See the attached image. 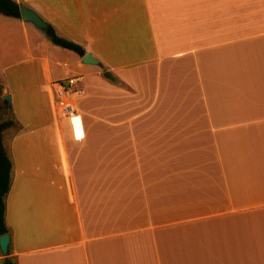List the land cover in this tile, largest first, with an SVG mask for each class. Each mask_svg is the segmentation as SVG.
Returning <instances> with one entry per match:
<instances>
[{"label": "crops", "instance_id": "1", "mask_svg": "<svg viewBox=\"0 0 264 264\" xmlns=\"http://www.w3.org/2000/svg\"><path fill=\"white\" fill-rule=\"evenodd\" d=\"M13 1L100 64L33 24L0 76L10 262L264 264V0Z\"/></svg>", "mask_w": 264, "mask_h": 264}, {"label": "rangeland", "instance_id": "2", "mask_svg": "<svg viewBox=\"0 0 264 264\" xmlns=\"http://www.w3.org/2000/svg\"><path fill=\"white\" fill-rule=\"evenodd\" d=\"M2 20V21H1ZM5 21L12 22V28H9L11 26L4 25ZM22 23L20 21H17L15 18H9L7 16H4L0 14V33H3V39H1L0 34V76H2L3 70L5 67L15 68L16 65L21 64V67L19 69L24 68L23 64H25V59L27 58L29 46L31 48L34 47V34H33V28L34 25L32 23L26 22L27 28L24 29L21 25ZM48 42H51V40L47 39ZM46 48H42L43 51H47ZM38 73H36L31 78V87L30 89H37V78ZM102 78L110 83L109 79L104 78V75H102ZM35 85V86H34ZM36 87V88H35ZM119 87L126 89L125 85H119ZM38 93L37 91H35ZM120 101L122 98L119 99ZM12 105V101L9 99V97L6 99L5 104L3 106V109L10 108ZM7 109V110H8ZM40 114L38 117L42 120H47L49 116H51V109L48 99L42 98L41 107H40ZM7 119H4V121ZM1 121V120H0ZM1 123V122H0ZM26 126V125H25ZM10 134V133H9ZM5 136H2L6 138L5 141H8V134H4Z\"/></svg>", "mask_w": 264, "mask_h": 264}, {"label": "trees", "instance_id": "3", "mask_svg": "<svg viewBox=\"0 0 264 264\" xmlns=\"http://www.w3.org/2000/svg\"><path fill=\"white\" fill-rule=\"evenodd\" d=\"M0 14L21 19L20 5L13 0H0ZM46 35L56 46L75 52L82 58L85 57L86 51L81 46L60 38L53 28L47 30ZM2 135L3 126L0 124V236L7 235L9 232L6 223V197L12 185V163L6 154ZM11 264L15 262L11 261Z\"/></svg>", "mask_w": 264, "mask_h": 264}, {"label": "built area", "instance_id": "4", "mask_svg": "<svg viewBox=\"0 0 264 264\" xmlns=\"http://www.w3.org/2000/svg\"><path fill=\"white\" fill-rule=\"evenodd\" d=\"M80 79L71 78L66 82H49L45 86V91L52 98V108L54 116L58 120H65L75 117L78 114L77 98L78 93L75 87L80 83Z\"/></svg>", "mask_w": 264, "mask_h": 264}, {"label": "water", "instance_id": "5", "mask_svg": "<svg viewBox=\"0 0 264 264\" xmlns=\"http://www.w3.org/2000/svg\"><path fill=\"white\" fill-rule=\"evenodd\" d=\"M21 18L25 22L34 24L38 29L47 31L50 25L46 23L35 11L27 8L25 5H20ZM83 64L99 66L100 62L93 58L91 54H86L83 58ZM11 244V236L9 234L0 237V249L5 257V264H11L9 260V247Z\"/></svg>", "mask_w": 264, "mask_h": 264}]
</instances>
